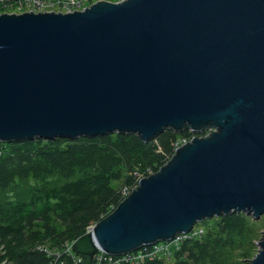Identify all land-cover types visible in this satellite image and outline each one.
I'll list each match as a JSON object with an SVG mask.
<instances>
[{
  "label": "water",
  "instance_id": "95a60500",
  "mask_svg": "<svg viewBox=\"0 0 264 264\" xmlns=\"http://www.w3.org/2000/svg\"><path fill=\"white\" fill-rule=\"evenodd\" d=\"M191 129L74 240L124 255L206 219L264 215V0H96L0 14V142ZM249 264H264V231Z\"/></svg>",
  "mask_w": 264,
  "mask_h": 264
},
{
  "label": "trees",
  "instance_id": "16d2710c",
  "mask_svg": "<svg viewBox=\"0 0 264 264\" xmlns=\"http://www.w3.org/2000/svg\"><path fill=\"white\" fill-rule=\"evenodd\" d=\"M195 135L189 128H167L147 142L137 134L118 132L0 142V193L10 192L0 199V264L250 262L263 226L246 212L204 220L205 232L184 238L166 258L125 261L123 255L102 251L74 253L69 246L114 210L140 178L158 171L179 141Z\"/></svg>",
  "mask_w": 264,
  "mask_h": 264
},
{
  "label": "built area",
  "instance_id": "2783aa9c",
  "mask_svg": "<svg viewBox=\"0 0 264 264\" xmlns=\"http://www.w3.org/2000/svg\"><path fill=\"white\" fill-rule=\"evenodd\" d=\"M92 2L93 0H0V14L2 13L19 14L23 12H41V11L68 12V11H74V10H81L84 7H86L87 4L90 5ZM191 139H184V140L179 141L177 143L176 148ZM200 233H203L202 230L198 229V227H196L195 225L194 228L190 232L180 233L171 240L160 241V242L152 244V246L148 249L144 248L143 250L140 249L139 251H136V252L124 254L123 255L125 257L124 260L125 261L133 260L136 262H140L148 257L149 258L170 257L172 255V251L174 249L177 250L180 247V243L184 238H187L190 235L191 236L198 235ZM99 256L100 258H102L100 254ZM117 262L120 263L121 260H117Z\"/></svg>",
  "mask_w": 264,
  "mask_h": 264
},
{
  "label": "rangeland",
  "instance_id": "374dc122",
  "mask_svg": "<svg viewBox=\"0 0 264 264\" xmlns=\"http://www.w3.org/2000/svg\"><path fill=\"white\" fill-rule=\"evenodd\" d=\"M96 0H94L93 2H95ZM112 1H120V0H112ZM87 6H88V4H87ZM193 133H195V132H193ZM196 135L195 136H197V135H199L198 133H195ZM5 143V142H4ZM10 194V192L9 191H7V192H2V193H0V199H3V198H5V197H7V195H9ZM249 216H252V215H250L249 214ZM215 218V217H214ZM211 219H213V218H211ZM210 220V219H209ZM256 220H260V225L261 226H263V229H262V231H264V215H262L259 219H256ZM210 223H214V221H211ZM196 227H198V229H200V230H202V232L204 233L205 232V229H206V226L203 224V222H199V223H197L196 224ZM88 230H89V228H88ZM87 230V231H88ZM263 234V233H262ZM258 243V242H257ZM70 247L72 246V244H70L69 245ZM257 249H258V244H257ZM257 252V251H256ZM253 259V258H252ZM251 259V260H252ZM172 263H173V261H172ZM250 262H246L245 264H249Z\"/></svg>",
  "mask_w": 264,
  "mask_h": 264
},
{
  "label": "clouds",
  "instance_id": "9594fccd",
  "mask_svg": "<svg viewBox=\"0 0 264 264\" xmlns=\"http://www.w3.org/2000/svg\"><path fill=\"white\" fill-rule=\"evenodd\" d=\"M92 3H93V2H92ZM72 243H73V241H72ZM72 243H71V244H72ZM71 249H72V246H71ZM72 251H73V250H72ZM99 251H100V250H99ZM136 251H139V250H136ZM136 251H133V252H136ZM130 253H131V252H130Z\"/></svg>",
  "mask_w": 264,
  "mask_h": 264
}]
</instances>
